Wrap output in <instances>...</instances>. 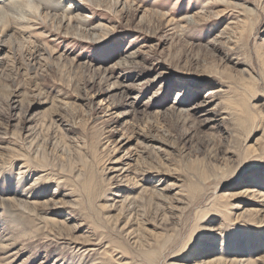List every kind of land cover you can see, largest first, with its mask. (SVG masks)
<instances>
[{"label":"rangeland","instance_id":"374dc122","mask_svg":"<svg viewBox=\"0 0 264 264\" xmlns=\"http://www.w3.org/2000/svg\"><path fill=\"white\" fill-rule=\"evenodd\" d=\"M4 13L0 264H264V0Z\"/></svg>","mask_w":264,"mask_h":264},{"label":"bare ground","instance_id":"6f19581e","mask_svg":"<svg viewBox=\"0 0 264 264\" xmlns=\"http://www.w3.org/2000/svg\"><path fill=\"white\" fill-rule=\"evenodd\" d=\"M42 4V3H41ZM46 6V5H45ZM47 7V6H46ZM23 11V10H22ZM25 12V11H24ZM27 13V12H26ZM4 15L6 16V19L7 20H0V36H2L3 38H8L9 40H11L12 39V41H13V39L14 40H17L18 38V35H19V33H21L22 32V30L21 29H18L17 27H14L12 24H15V21H13V19L14 18H11V16H9V14H5L4 13ZM5 18V17H4ZM2 21H6L7 23H5V24H3V23H1ZM9 23V24H8ZM1 68V67H0ZM211 93H213V92H211ZM150 148V147H149ZM149 148H147V150L149 149ZM152 148V147H151ZM160 148H161V146H160ZM156 157V156H155ZM4 162H2V164H3ZM143 168V167H142ZM128 172H129V170H128ZM136 172H139V170H137V169H135L134 170V172H132V173H126L125 171L123 172V173H121L120 175H119V178L122 180V179H124V180H128V179H130L131 180V183H139L138 181H137V176H136ZM140 174V173H139ZM169 185H172V184H169ZM175 185V184H174ZM154 189V188H153ZM149 190V189H148ZM145 191H147V189L145 188ZM147 193V192H146ZM149 193L151 194V197L152 198H155L156 200H160V201H164V202H167V201H170V200H172L170 197H169V195L167 194V189H165L164 191H159V189L157 190V188L156 189H154V190H151V192L149 191ZM251 196H253L254 198L256 197V195L254 194V193H252L251 194ZM261 196V195H260ZM258 197V196H257ZM128 196H126V198H125V200H126V202H128ZM259 198V197H258ZM262 198V197H261ZM0 201H1V199H0ZM5 202V201H4ZM7 202H11V203H14V204H21V203H19V201L17 200V199H15V198H13V199H8L7 200ZM47 204H51V205H54V206H59L60 204H63V203H60L59 202V200H57V199H55L54 197H53V199L49 202V203H47ZM134 204V203H133ZM45 205H46V203H45ZM125 205H126V203H124L123 204V208L125 207ZM131 206H132V204H130ZM19 208V207H18ZM28 208V207H27ZM128 208V207H127ZM20 210H21V207L19 208ZM24 209H26V207H24ZM134 210V209H133ZM22 211H24V210H22ZM132 213V212H131ZM6 246H3L2 248H5ZM212 263L214 264V263H218V261H212ZM212 263H206L205 261H204V263H202V264H212ZM248 264H257L256 262H249Z\"/></svg>","mask_w":264,"mask_h":264}]
</instances>
